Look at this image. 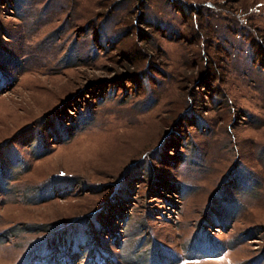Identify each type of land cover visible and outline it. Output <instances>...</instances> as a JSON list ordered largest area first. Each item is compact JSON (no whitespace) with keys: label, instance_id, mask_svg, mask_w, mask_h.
I'll return each instance as SVG.
<instances>
[{"label":"rangeland","instance_id":"374dc122","mask_svg":"<svg viewBox=\"0 0 264 264\" xmlns=\"http://www.w3.org/2000/svg\"><path fill=\"white\" fill-rule=\"evenodd\" d=\"M199 229L264 264V0H0V264Z\"/></svg>","mask_w":264,"mask_h":264},{"label":"crops","instance_id":"0c3cea01","mask_svg":"<svg viewBox=\"0 0 264 264\" xmlns=\"http://www.w3.org/2000/svg\"><path fill=\"white\" fill-rule=\"evenodd\" d=\"M196 233L197 234L194 235V238L191 240L190 244H185L184 246L179 247L172 246L171 244H166L160 239L156 241H159L161 243L153 241L152 246L154 245V242L155 246L151 252V258H149L147 262L144 261L141 257L137 260L141 262L140 264H201L203 262H209V256L211 255V243L209 241L210 234L208 231L203 229H199ZM196 238L198 239L196 240ZM215 239L220 240L219 238ZM218 240H216V245L219 248H226V244ZM180 251H183V253L181 254ZM187 258L195 259L196 261H185V259ZM133 260L136 259L133 257V255H131L128 258L124 257L121 263L124 264L123 262L127 261L128 263L125 264H135L132 262ZM103 262H100V264H103Z\"/></svg>","mask_w":264,"mask_h":264}]
</instances>
